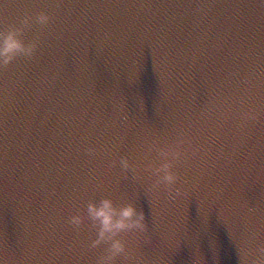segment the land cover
I'll list each match as a JSON object with an SVG mask.
<instances>
[{
	"label": "water",
	"instance_id": "water-1",
	"mask_svg": "<svg viewBox=\"0 0 264 264\" xmlns=\"http://www.w3.org/2000/svg\"><path fill=\"white\" fill-rule=\"evenodd\" d=\"M40 11L35 56L0 67V264H95L67 220L101 195L145 211L144 264H264V0H3L0 29ZM180 128L184 194L151 205L119 158Z\"/></svg>",
	"mask_w": 264,
	"mask_h": 264
},
{
	"label": "clouds",
	"instance_id": "clouds-1",
	"mask_svg": "<svg viewBox=\"0 0 264 264\" xmlns=\"http://www.w3.org/2000/svg\"><path fill=\"white\" fill-rule=\"evenodd\" d=\"M52 16L46 11L33 15L25 13L18 23L7 25L0 29V67L9 65L17 57L32 58L39 46L40 37L37 33L32 39L25 38V32L33 25L44 28L50 25ZM259 111L249 106L240 114V124L259 119ZM191 155L199 151V146L192 147V141L185 129L176 131L171 140L152 139L146 144V162L142 165L134 163L127 155L119 158L118 164L127 176L143 185L151 205L152 199L162 191H166L170 199L183 195L179 186L181 174L177 170L179 163L186 162ZM90 154L96 153L95 147H88ZM155 153L152 157L151 154ZM116 163V162H113ZM147 173L151 182L144 184V174ZM251 211V210H250ZM87 222L92 238L87 247L99 249L95 264H144L142 253L138 246H131L127 236L132 234L139 239L149 240V226L143 208L138 207L136 200L125 197L117 203L110 195H101L99 199H90L86 209L73 212L67 223L79 231ZM153 223L155 220L153 218Z\"/></svg>",
	"mask_w": 264,
	"mask_h": 264
},
{
	"label": "snow or ice",
	"instance_id": "snow-or-ice-1",
	"mask_svg": "<svg viewBox=\"0 0 264 264\" xmlns=\"http://www.w3.org/2000/svg\"><path fill=\"white\" fill-rule=\"evenodd\" d=\"M3 3V0H0V4H2Z\"/></svg>",
	"mask_w": 264,
	"mask_h": 264
}]
</instances>
